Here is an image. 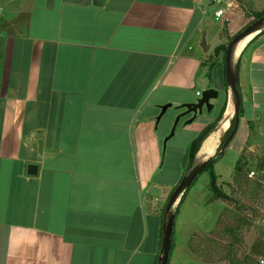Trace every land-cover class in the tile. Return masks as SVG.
Here are the masks:
<instances>
[{"label": "crops", "instance_id": "obj_1", "mask_svg": "<svg viewBox=\"0 0 264 264\" xmlns=\"http://www.w3.org/2000/svg\"><path fill=\"white\" fill-rule=\"evenodd\" d=\"M27 1L0 30V264H157L161 212L184 174L165 176L171 124L161 135L157 117L195 103L208 79L212 3ZM237 63L246 148L264 149V29ZM218 115H187L182 132L197 137Z\"/></svg>", "mask_w": 264, "mask_h": 264}, {"label": "rangeland", "instance_id": "obj_2", "mask_svg": "<svg viewBox=\"0 0 264 264\" xmlns=\"http://www.w3.org/2000/svg\"><path fill=\"white\" fill-rule=\"evenodd\" d=\"M204 1L207 3L213 2V0ZM224 1L226 4L218 5L214 3L206 7L208 13L200 39L202 40L203 35L206 34V43L211 46V50L205 54V60L212 57L215 58V47L224 43L228 37L235 36L243 30L245 25L252 20L254 12L264 10V0H243L241 5L234 0ZM23 2L24 0H0V30L7 29L8 25L5 22H8V20L6 17H10L9 19L11 20L19 17L16 9L21 7ZM228 4L229 11L225 17L220 21H216L214 19L215 10L227 8ZM20 18L17 20L22 22ZM225 21H230L228 28L225 25ZM201 50L204 53L202 48ZM204 69H207V67ZM206 73L207 71H204L201 74V84L198 91L202 93L209 88L219 91V98L213 101L215 107L212 111L217 115L220 113L224 102H227L228 106L232 96L229 88L227 91V87L224 84L222 72L214 68L211 73V82L205 77ZM198 99L199 97L195 96V100L197 101ZM178 106L170 107L162 118L161 135H163V129L167 122L168 126L171 124L164 141L171 134L176 120L186 111L185 109H178ZM205 113H207L206 109ZM195 138L194 135L183 133L182 123L179 122L174 137L167 142L163 170L167 174L165 176L170 177L171 180L176 178L175 180L177 181L180 173L182 171L185 173L186 170H183V168L185 169L184 166L189 162L188 152ZM245 138L243 125L240 123L235 136H233L226 149V153L219 156L215 164L219 184H223L227 193L232 192L230 185H234L235 192L233 197L237 202H214L208 205L207 203L211 198L210 174L209 172L199 174L176 220L174 242L178 244L179 249L177 250L175 247L174 252L171 254L170 264H231L228 256L232 248L235 249L236 259L247 262L249 261L246 260L247 257L253 256L261 264L262 257L251 254V249L256 246V250H259L260 247L264 246V180L258 179L261 175H264V172L259 174L254 168L258 160L264 159V149L246 148L247 141ZM242 154L250 159V166L256 172V175L251 178L249 174L237 185L234 182L235 167ZM176 208L177 206L174 210ZM241 219H249V225H244L237 232V237L241 239L238 244L236 237L229 234L226 229L235 230ZM190 242H192V246H189Z\"/></svg>", "mask_w": 264, "mask_h": 264}, {"label": "water", "instance_id": "obj_3", "mask_svg": "<svg viewBox=\"0 0 264 264\" xmlns=\"http://www.w3.org/2000/svg\"><path fill=\"white\" fill-rule=\"evenodd\" d=\"M93 4L98 7H103L106 4V0H93ZM229 24L230 21H225V25L227 28L229 27ZM263 29H264V16L249 23L243 30H241L233 37V39L230 41V43L227 46V52L225 57V76H226V83L229 88V92L230 95L232 96V101L234 104L235 127L231 135L223 145L220 153H223L226 150L227 145L229 144L233 136L236 134L240 124L241 96L238 89L239 72L235 66V60L237 57V47L239 46L240 42H242L246 38L253 37ZM200 47L203 49L205 54H207L211 50V46H208L206 43V34H204L202 37ZM219 95L220 93L218 90L214 88H209L203 91L201 98H199L195 103L179 106L178 109L185 108L186 111L176 120L172 128L171 134L164 141V149L167 146V142L174 137L176 128L183 116L192 115L191 118H189L186 121V125H188L193 123L195 119L203 113L204 109H206L208 112H212L215 107L213 101L217 100L219 98ZM171 106H172L171 104H168L161 107V113L157 117V122H160L163 115ZM227 108L226 111L224 112L222 120L218 123L215 130L220 127L222 121L225 119ZM205 141L206 139L204 140L201 148L203 147ZM206 162L207 160L204 162L197 163L188 174L183 176V178L180 180L176 189L169 198L168 204L165 209V216H164L165 224L163 225L164 237L162 241V255L159 264H168L169 261L170 251L172 247V235L174 232V225H175L174 208L177 206L185 190L189 188L191 184L195 181V179L198 177ZM38 171H39V167L36 164H29L27 167V174L30 176L38 175Z\"/></svg>", "mask_w": 264, "mask_h": 264}, {"label": "trees", "instance_id": "obj_4", "mask_svg": "<svg viewBox=\"0 0 264 264\" xmlns=\"http://www.w3.org/2000/svg\"><path fill=\"white\" fill-rule=\"evenodd\" d=\"M237 3H239L240 5L242 4L243 0H234ZM253 18L251 21H249L245 27L251 23L254 20H257L259 18H261L262 16H264V10L259 11V12H254L253 13ZM244 27V28H245ZM234 36L232 37H228L224 43H222L221 45L217 46L214 48V54L217 58H219L220 56L222 57V62L224 65V72H223V78H224V84L227 87V91H228V86L226 83V76H225V57H226V52H227V46L230 43V41L233 39ZM218 60V59H217ZM220 60V59H219ZM217 64V61L212 58L204 60L202 66H208V79L209 82H211V73L214 70L215 66ZM236 69L239 70V65L238 63L236 64ZM238 89H239V93H240V88H239V82H238ZM241 96V93H240ZM242 96H241V108H240V116L242 113ZM227 108V102H224L222 109L217 117V119L213 122L210 123L197 137L196 139L191 143L190 148H189V153H188V157H189V162L188 165L186 167V171L183 174V176H185L186 174H188L191 169L198 163L197 162V155L201 149V146L204 142V140L215 130V128L217 127L218 123L222 120L224 112L226 111ZM235 127V116L233 117L231 124L228 127V130L225 133L224 138L222 139L221 145L219 146L218 150H217V154L213 157H211L209 160H207V162L205 163L204 167L202 168L200 174L204 173V172H209L210 174V191H211V198L208 201V205L214 203V202H224V203H236V199L233 197V193L235 192V188L234 185H230L232 192L231 193H227L223 187V184H219L218 180L219 177L216 174L215 171V164L217 163L219 156L224 155L226 153V150L223 153H220L223 145L225 144V142L227 141V139L229 138V136L231 135L233 129ZM235 136V135H234ZM233 139V138H232ZM231 139V140H232ZM231 142V141H230ZM229 142V144H230ZM229 144L227 145V147L229 146ZM226 147V149H227ZM254 168L259 172V174H262L264 172V159H260L258 160V162L254 165ZM252 168L250 166V159L247 158L246 156H244V154H242L240 156V159L238 160L236 167H235V177H234V182L238 185L241 183L243 178H246L249 176V174L252 172ZM258 176V175H257ZM198 178V177H197ZM196 178V179H197ZM195 179V180H196ZM258 179H263L264 180V175H261ZM195 182V181H194ZM194 182L191 184V186L189 188H187L183 194V196L181 197L177 208L174 210V215H175V224H176V220L177 217L179 216L180 213V209L183 206V204L185 203L189 191L192 188ZM177 187V186H176ZM175 187V189H176ZM174 189V190H175ZM174 190L172 191V193L174 192ZM171 193V194H172ZM171 194L169 195L167 202L165 204V206L162 209L161 212V224H160V232H159V254H158V261L157 264H159L160 262V258L162 255V241H163V225L165 224L164 221V216H165V209L166 206L168 204L169 198L171 196ZM244 225H249V219H241L240 220V224L237 226V228L235 230L231 229V228H227L226 231L231 234L232 236L236 237V242L239 244L241 242V239H239L237 237V232H239L242 227ZM174 235H175V225H174V232L172 235V247H171V251H170V256H169V261L168 264H170V260H171V254L174 252L175 250V242H174ZM189 246H192V242H190ZM256 246L252 247L251 249V254H253L254 256H259L264 258V246L260 247V249L256 250ZM236 252L235 249L232 248L229 252V256L228 259L230 261L231 264H260L259 260L254 259L253 256L247 257L246 260H249L247 262H243L241 260L236 259L235 257Z\"/></svg>", "mask_w": 264, "mask_h": 264}, {"label": "bare ground", "instance_id": "obj_5", "mask_svg": "<svg viewBox=\"0 0 264 264\" xmlns=\"http://www.w3.org/2000/svg\"><path fill=\"white\" fill-rule=\"evenodd\" d=\"M250 38L251 37L246 38L245 40H243L242 42H240L239 46L237 47V56L240 54V52L242 51V49L244 48V46L246 45V43L249 42V39ZM233 116H234V104H233V101L230 99L229 105H228V108H227V112H226L225 119L222 121L220 127L216 130V132L210 138H208V140H206V143L204 145V148H203V150L201 152L202 155H205V154H208V153L213 152L214 148L219 143V140H220L221 136L224 133H226V131L228 130V127L231 124V121H232Z\"/></svg>", "mask_w": 264, "mask_h": 264}, {"label": "built area", "instance_id": "obj_6", "mask_svg": "<svg viewBox=\"0 0 264 264\" xmlns=\"http://www.w3.org/2000/svg\"><path fill=\"white\" fill-rule=\"evenodd\" d=\"M214 3H216L218 5H223V4H225V1L224 0H213L212 4H214ZM228 11H229V4H228L227 8H218V9H216L215 12H214V19L216 21H220L221 19H223L225 17V15L227 14ZM207 13L208 12L206 11V14ZM197 96L199 98H201L202 93L201 92H197ZM255 175H256V172H254V171H252L250 173V177L251 178L253 176H255ZM260 262H261V264H264V258H262Z\"/></svg>", "mask_w": 264, "mask_h": 264}]
</instances>
